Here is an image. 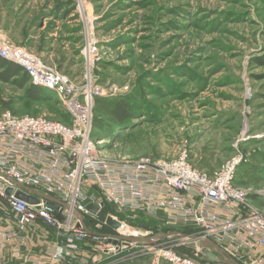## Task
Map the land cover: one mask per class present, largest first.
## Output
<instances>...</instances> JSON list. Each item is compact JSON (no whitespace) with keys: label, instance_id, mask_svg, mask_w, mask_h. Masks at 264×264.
<instances>
[{"label":"rangeland","instance_id":"rangeland-1","mask_svg":"<svg viewBox=\"0 0 264 264\" xmlns=\"http://www.w3.org/2000/svg\"><path fill=\"white\" fill-rule=\"evenodd\" d=\"M79 1L81 11L78 0H0V32L83 87V45L86 29L92 31L100 56L91 69L102 91L96 96L130 95L137 111L119 127L93 99V116L107 126L92 135L102 141L97 158L120 164L184 154L194 168L213 175L240 154L239 170L246 176H237V186L250 188L246 203L255 204L264 218V0ZM69 11L77 19L71 24ZM30 86L20 74L0 79V115L9 110L68 120L54 95L28 97ZM112 212L105 205L100 219ZM133 215L129 226H147L155 234L179 229L162 225L163 213ZM158 238L181 243L178 236ZM178 247L202 263L209 260L197 239ZM89 255L85 251L77 261L89 262ZM120 257L101 258L100 264H165L145 253Z\"/></svg>","mask_w":264,"mask_h":264},{"label":"built area","instance_id":"built-area-1","mask_svg":"<svg viewBox=\"0 0 264 264\" xmlns=\"http://www.w3.org/2000/svg\"><path fill=\"white\" fill-rule=\"evenodd\" d=\"M91 34L86 29V85L77 87L0 32V57L21 66L32 84L52 91L69 116L63 121L9 110L0 115V240L24 244L26 235H37L47 243L38 247L44 249L38 258L24 254L15 264H100L101 258L125 260L144 253L157 255L165 264H226L223 255L240 264H262L264 218L255 204L246 203L250 188L235 184L240 154L213 175L194 168L184 154L173 160L144 158L120 164L97 158L102 141L92 140V105L102 91L93 84L91 69L100 56ZM19 190L34 202L17 198ZM89 203L96 212L86 209ZM107 204L113 212L102 220L100 213ZM137 212L152 217L163 213L162 225L179 229L155 234L147 226H129ZM86 217L94 220L92 226ZM108 217L118 225L110 227ZM161 235L178 236L181 243L175 239L159 243ZM196 239L206 248L207 263L178 250L180 244ZM204 241L215 243L223 255ZM85 251L91 260L77 261Z\"/></svg>","mask_w":264,"mask_h":264},{"label":"trees","instance_id":"trees-1","mask_svg":"<svg viewBox=\"0 0 264 264\" xmlns=\"http://www.w3.org/2000/svg\"><path fill=\"white\" fill-rule=\"evenodd\" d=\"M261 62L264 63V61ZM0 68H3V71L0 74V79L4 81L12 79L13 77L18 76L20 74L23 81L30 82L28 75L25 73L21 66L13 62L7 61L2 57H0ZM49 94L54 95L52 91L38 87L32 83L27 91L28 97L32 99H37L39 95L47 96ZM94 102L99 105V110L104 111V113L106 114L105 116L108 117V122H112L119 127H123L129 124V119L137 113V111L134 109L133 102H131L130 100V95H119L112 98L96 96L94 97ZM102 121L103 120L100 119L99 115L93 116V135L97 134V132L102 130L103 127H107L106 125L102 124ZM109 126L110 125H108V127ZM240 168H242L241 164L238 166V169L236 171V185L241 183L239 180H237V176H246V174L241 175L242 171L239 170Z\"/></svg>","mask_w":264,"mask_h":264},{"label":"crops","instance_id":"crops-1","mask_svg":"<svg viewBox=\"0 0 264 264\" xmlns=\"http://www.w3.org/2000/svg\"><path fill=\"white\" fill-rule=\"evenodd\" d=\"M71 2H72V0H71ZM68 14H69V18L67 19V23L71 24V23L77 21V19L72 18L74 16L71 15L70 11L68 12ZM1 214H2V212L0 211V215ZM40 225L44 229L47 228L46 225H44V224H40ZM31 237L32 236H30V235H26L27 240L24 244H20V243H17L15 241L4 242V241L0 240V243H3V245L0 248V263L4 260H6L8 262V264H15L17 262H21L22 256L24 254H31L30 256L38 258V256H37V254L39 253L38 247L41 245H45L46 242L43 241L37 235H34V237H32V238ZM16 254H17L18 259H17V257H13V255H16ZM259 254L262 257H264V250L261 249ZM262 264H264V262Z\"/></svg>","mask_w":264,"mask_h":264},{"label":"water","instance_id":"water-1","mask_svg":"<svg viewBox=\"0 0 264 264\" xmlns=\"http://www.w3.org/2000/svg\"><path fill=\"white\" fill-rule=\"evenodd\" d=\"M6 193L7 194H10L11 193V189L8 188L6 190ZM15 196L19 199H22L28 203H33L34 202V197L28 195L27 193H25L24 191L22 190H19L15 193ZM86 209L90 212H96L97 211V207L95 205H93L92 203H89L86 205ZM58 219H61L60 215H58ZM107 224L114 228L115 226H117L118 224L110 217L107 218ZM131 240H136L135 238H131ZM204 245H210L211 247H213L216 251H218L221 255L222 254V251L221 249L215 244L213 243L212 241H204ZM212 257L214 258V255H212ZM223 262H225L226 264H240L236 261H234L233 259H229L228 257L224 256L223 255Z\"/></svg>","mask_w":264,"mask_h":264}]
</instances>
